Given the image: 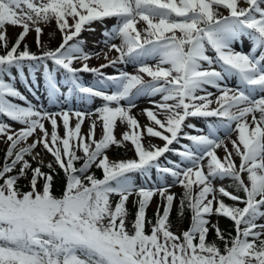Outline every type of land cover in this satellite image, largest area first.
Returning a JSON list of instances; mask_svg holds the SVG:
<instances>
[{
    "label": "snow or ice",
    "instance_id": "obj_1",
    "mask_svg": "<svg viewBox=\"0 0 264 264\" xmlns=\"http://www.w3.org/2000/svg\"><path fill=\"white\" fill-rule=\"evenodd\" d=\"M107 19L116 21L101 33L107 51H86L82 32ZM52 23L62 36L55 49L41 39ZM9 26L21 29L12 43ZM32 31L39 53L26 42ZM245 42L248 51L238 50ZM101 55L106 63L90 67ZM117 65L135 73L103 71ZM37 73L57 110L32 104L15 86L19 78L32 92ZM86 73L95 80L85 83ZM141 97L151 105L141 110L144 126L131 114ZM0 117V264H264V0H0ZM117 121L128 129L120 140ZM145 137L163 146L146 148ZM125 142L135 158L110 160V147ZM38 148L53 161L45 164ZM224 179L234 192L215 186ZM175 185L184 190L178 214L191 213L179 234L170 221ZM213 216L231 220L235 235Z\"/></svg>",
    "mask_w": 264,
    "mask_h": 264
},
{
    "label": "rangeland",
    "instance_id": "obj_2",
    "mask_svg": "<svg viewBox=\"0 0 264 264\" xmlns=\"http://www.w3.org/2000/svg\"><path fill=\"white\" fill-rule=\"evenodd\" d=\"M224 15H227V12H224ZM115 23H116V21L114 19H107L104 22V24H101L100 22L94 23L92 25V27L95 28L94 32L85 31L86 34L83 35L81 38H79V39H82V40L85 41V45H84L85 50L86 51H91V52H101V50L103 49L106 52L107 49L105 48L104 44L100 42L103 39V37L101 36V33L105 29V27L111 28ZM143 26L144 25L142 23L139 25V27H143ZM53 27H54V23L50 24L49 26H45L44 27V33H43V35L41 37L42 41H45L46 39L49 38V35L52 32L51 29ZM20 32H21V29L19 27H15V28L11 27V26L8 27V35H9L10 39H15ZM52 36L54 37L55 41H57L58 39H59V41L62 40V36H61L59 31L57 32V34L55 32H53ZM26 42H27V44H31V43H35L36 42V34H35L34 31L30 32L29 35L26 37ZM114 43L119 44L120 41L119 40H115ZM54 47L55 46H53L52 48H54ZM248 49H249V43L248 42H245L243 48H238V50H243L245 52H247ZM108 55H109V58H115L117 53L111 52ZM88 63H89L90 67H98L100 64L106 63V61L103 59V56L101 55L99 58H93V59L89 60ZM150 63H154V62L150 61ZM76 66L79 67L80 66L79 63H77ZM119 70H125V71H128L130 73H135V68L132 65H127V66H125V65H117L116 68H108V69L105 70V72L107 74H109V75H113V74H118ZM25 75L27 76V71L25 72ZM36 75H37L38 83L31 84L32 92L28 91L29 84L20 83L19 78H17V80L15 82V86L17 87V89L19 91L22 92V94H24L27 97V99L32 104L44 105L50 111L57 110V109L53 108L51 105H49V103H48V101L46 99V91H45L46 86H45V83L43 81L42 74L37 73ZM82 78H83V81L85 83H91V82H93L95 80V77L93 75H89L88 73L83 74ZM6 81H7V78H6ZM7 82H10V81H7ZM29 83H30V80H29ZM232 83L235 84V82H233V81H232ZM33 92L35 93V96L33 95ZM44 95H45V97H44ZM154 99L159 100L160 97L157 96ZM15 102L18 103V104H21L22 106H24L23 102H21V101L17 100ZM101 103L102 102L99 99H96L92 103V105L90 107L92 109H95L96 107L100 106ZM137 105L138 106L136 108L132 109V113L131 114L136 117V119L139 121L141 126L147 125L149 122H148L146 116L142 114L141 110L144 109V108H150L151 107L150 103L148 102V98L141 97L137 101ZM0 119H6V118L0 117ZM92 119H96V117H92ZM190 122L193 123V124H196L198 127H202L203 126L202 121L199 120V119H191ZM58 123H59V121H58ZM71 123L72 124L75 123V118H73L71 120ZM89 124H90V121L86 118L85 122H84V124L82 126V134L86 135L88 133ZM12 127L14 129L18 130L22 126L19 125V124L13 123ZM46 127L49 128V130H51L49 124H46ZM126 130H128L126 125L120 123L119 121H117V125H116V127L114 129V135H115L116 139L120 140L121 136H122V133L124 131H126ZM59 133H60L61 136H63V134H64V130H63L62 125L59 128ZM192 134H195V133H192ZM221 136H223V133H221ZM100 137H101V127H100V122L98 121L97 122V129H96V138L99 139ZM34 138L35 137L30 138L28 142L31 143L32 139H34ZM235 139H236V135L235 134H232L230 138H226L225 139V143L227 144V146H228V148L230 150H231V147H232L230 141L231 140H235ZM143 143H144L145 147L148 148V147H150V144L151 145H158V146L162 147L164 142L159 140L158 138L145 137L144 140H143ZM184 143H187V141H184ZM173 146L175 147V145H173ZM116 147L117 146H115V145L111 146L110 149L107 152L110 160H128V159H134L135 158L134 147L131 145L130 142H125L124 143V146L122 147V150L124 151L123 155L120 154V152H118L117 150H115ZM0 148L1 149L6 148V145L2 142V138H0ZM37 151H41V155H42V158H43L45 163L53 161L54 158L50 154H47L46 152L42 151L40 148H38ZM217 153H218V155L220 157H224L225 154H226L224 152V150H223V147L218 149ZM167 155L169 156L170 159H173V160H177L178 159V157L172 156L171 154H167ZM161 161H163V158H161ZM237 163H239L238 159H237ZM137 182H139V180ZM167 182L170 183V184L172 183V180H171L170 177L168 178ZM232 183L233 182L231 180H229V179L216 180L215 181V186L217 188L223 186V187L227 188L229 191H233L234 192V189L232 188ZM183 191H184L183 188L180 187L179 185H175V186H173L171 188V192L174 193L176 195V198H177L176 201L174 202V208L178 207L179 200H180V197L183 194ZM131 199L132 198H130V202H129L128 205H132ZM157 203H161L160 198L158 196L153 198V202L150 205V209L155 211ZM211 220L213 222H217L218 221L219 226H221L222 223H223L221 217L213 216V217H211Z\"/></svg>",
    "mask_w": 264,
    "mask_h": 264
},
{
    "label": "trees",
    "instance_id": "obj_3",
    "mask_svg": "<svg viewBox=\"0 0 264 264\" xmlns=\"http://www.w3.org/2000/svg\"><path fill=\"white\" fill-rule=\"evenodd\" d=\"M53 32L56 33V31L53 30L51 32V34L49 35V38L46 39L45 41H43V43L46 44L49 49H53L52 47L56 46L57 43H58L57 41H55L54 37L52 36ZM12 42H14V40H10V43H12ZM28 46H29V49L32 52L39 53V49L36 47V43L28 45ZM4 155H5V150L0 148V165H2V163H3ZM26 158H28V157H26ZM31 162L33 164V167H35L36 166V162L35 161H31ZM45 164H47V163H45ZM77 167H79V163L77 164ZM43 170L47 171V168L45 167ZM57 170L60 171L59 169H57ZM93 172H95V174H96V176L98 178H102V172L100 170L94 168ZM62 178H63V172L60 171V177L58 178V181H57V184H56V187H55V191H56L57 195H59L61 190H62V186H63ZM26 183H27V181H21V186H22L23 190H25V191L28 190L26 187H24L26 185ZM224 200H225V203H228V204L232 203L227 198H224ZM128 208H130V207H128ZM129 211H130V213H134L131 209H129ZM178 212H179V208L173 210L172 213H171V216H170V221H171V224H172V230L174 232H176L177 234L183 232L184 230H187L188 227L190 226V222H191V213L190 212L185 210V215L183 217H181L178 214ZM147 216H148L149 219L154 220L155 213L152 212V211L147 212ZM130 217H132L131 214H130ZM130 221L131 220H129V222ZM222 221H223V223H222L220 229L225 233V235L226 236L228 234L235 235V229H234L233 222L231 220L227 219V218H222ZM208 239H209V241L216 240L214 231L210 232ZM217 243H219V241H217ZM222 246L223 245L221 244V247Z\"/></svg>",
    "mask_w": 264,
    "mask_h": 264
},
{
    "label": "bare ground",
    "instance_id": "obj_4",
    "mask_svg": "<svg viewBox=\"0 0 264 264\" xmlns=\"http://www.w3.org/2000/svg\"><path fill=\"white\" fill-rule=\"evenodd\" d=\"M233 82H235V81H233ZM44 97H45V95H44Z\"/></svg>",
    "mask_w": 264,
    "mask_h": 264
}]
</instances>
